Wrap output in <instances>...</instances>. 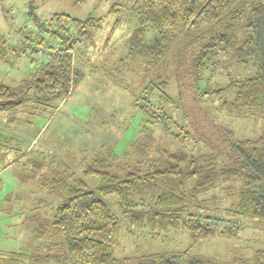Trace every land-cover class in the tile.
Listing matches in <instances>:
<instances>
[{
	"label": "trees",
	"instance_id": "16d2710c",
	"mask_svg": "<svg viewBox=\"0 0 264 264\" xmlns=\"http://www.w3.org/2000/svg\"><path fill=\"white\" fill-rule=\"evenodd\" d=\"M109 15L115 17L110 34L128 19L132 30L127 59L136 61V71L149 79L134 100L143 115L139 136L123 157L102 147L90 159L84 158L81 177H72L62 163L55 167L50 158L33 164L39 171L50 169L41 184L61 202L51 219L39 212L28 218L34 222L33 240L42 242L43 249L0 253V264H119L113 248L122 221L133 229L148 230L153 237L183 229L194 243L217 234L234 237L242 229L239 224L216 231L203 221L209 218L190 213L205 205L207 194L220 181L239 183L233 215L264 223V129L257 137L240 139L217 125L202 107L219 97L213 105L216 112L264 120V0H134L130 5L113 4ZM104 19H77L62 13L44 24L35 21L40 29L25 38L26 48L35 58L42 50L39 59L45 60L30 83L16 89L0 84V116L15 121L30 100L25 94L28 88L31 99L40 105L67 97L84 79L82 69L74 66V52L81 42L93 44ZM40 30L49 36H42ZM6 49L0 35V61L8 57ZM10 51L26 53L24 47ZM168 64L173 65L177 80L174 98L166 94ZM221 77L224 85L214 82ZM181 100L190 126L163 106V101L169 102L175 111L178 105L181 108L177 104ZM153 127L169 143H160ZM7 151L0 146L2 169L13 163L4 165ZM90 180L96 184L92 186ZM106 199H113V206ZM189 251L156 253L133 261L178 264L183 258L186 264H226ZM256 253L251 263L229 264H264V250Z\"/></svg>",
	"mask_w": 264,
	"mask_h": 264
},
{
	"label": "rangeland",
	"instance_id": "374dc122",
	"mask_svg": "<svg viewBox=\"0 0 264 264\" xmlns=\"http://www.w3.org/2000/svg\"><path fill=\"white\" fill-rule=\"evenodd\" d=\"M133 1L0 0V35L8 52L6 60L0 61V84L14 89L22 83H30L45 60L35 58V54L26 48L25 38L40 29L35 21L44 24L54 15L62 13L77 19L105 17L101 29L95 32L93 44L81 42L79 51L74 52V66L82 69L84 79L67 97L63 100L51 99L40 105L31 99L32 90L28 88L25 94L30 100L17 112L16 120L8 122L4 115L0 116V146L9 151L4 165L13 162L4 169L0 166V253L40 252L42 242L33 240L31 228L34 222L29 219L36 212L51 219L55 207L61 202L59 198L48 195L41 184L43 177L50 174V169L40 168L39 171L34 169L33 164L43 157L50 158L55 167L62 163L68 166L72 177H81L84 158L90 159L102 147L113 149L116 155L123 157L137 140L143 115L134 106V100L149 79L145 80L136 71V61L127 59V41L132 30L128 19L125 18L110 34L115 17L107 16L113 4L130 5ZM41 35L48 34L41 31ZM23 47L26 53L11 54L10 50ZM31 58L39 62L32 63ZM173 70V65L168 64L164 71L170 79L166 94L171 98L178 94ZM164 73H160L162 77L166 76ZM214 82L224 85L226 80L221 77ZM200 87L204 85L201 83ZM218 99L210 105H202L217 125L233 131L240 139L261 134L264 120L218 113L214 110ZM182 102H177L181 108L178 105L175 111H172L174 108L169 102L163 101V106L180 123L190 126ZM153 128L154 136L161 138L160 143H169L158 128ZM189 130H192L191 127ZM90 184L94 186L96 182L90 180ZM217 185L207 194L205 205L192 209L190 213L209 218L203 221L216 231L237 223L242 229L236 236L217 234L210 240L194 243L183 229L169 230L153 237L148 230L133 229L122 221L119 241L113 248L114 258L119 264H135L133 260L143 256L181 254L189 249L191 255L226 264L236 260L253 262L256 252L264 250V223L231 213L239 186L237 181H220ZM106 202L113 206V199H106ZM180 261L185 260L179 259L178 264Z\"/></svg>",
	"mask_w": 264,
	"mask_h": 264
},
{
	"label": "built area",
	"instance_id": "2783aa9c",
	"mask_svg": "<svg viewBox=\"0 0 264 264\" xmlns=\"http://www.w3.org/2000/svg\"><path fill=\"white\" fill-rule=\"evenodd\" d=\"M43 54V51L42 50H38L37 51V56L39 57V56H41Z\"/></svg>",
	"mask_w": 264,
	"mask_h": 264
},
{
	"label": "water",
	"instance_id": "95a60500",
	"mask_svg": "<svg viewBox=\"0 0 264 264\" xmlns=\"http://www.w3.org/2000/svg\"><path fill=\"white\" fill-rule=\"evenodd\" d=\"M179 264H186V262L185 261H180Z\"/></svg>",
	"mask_w": 264,
	"mask_h": 264
},
{
	"label": "crops",
	"instance_id": "0c3cea01",
	"mask_svg": "<svg viewBox=\"0 0 264 264\" xmlns=\"http://www.w3.org/2000/svg\"><path fill=\"white\" fill-rule=\"evenodd\" d=\"M34 140H35V139H34ZM32 142H34V141H32ZM10 165H11V164H10ZM10 165H8V166H10ZM8 166H7V167H8ZM17 253H18V252H17Z\"/></svg>",
	"mask_w": 264,
	"mask_h": 264
}]
</instances>
